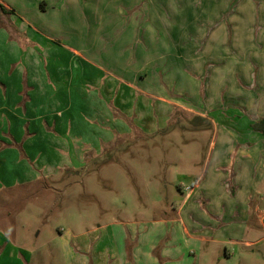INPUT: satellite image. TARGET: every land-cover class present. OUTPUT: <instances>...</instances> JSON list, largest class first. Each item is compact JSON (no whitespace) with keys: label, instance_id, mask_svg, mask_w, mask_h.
Listing matches in <instances>:
<instances>
[{"label":"crops","instance_id":"1","mask_svg":"<svg viewBox=\"0 0 264 264\" xmlns=\"http://www.w3.org/2000/svg\"><path fill=\"white\" fill-rule=\"evenodd\" d=\"M22 11L34 21L38 19L42 30L63 28L54 24L56 11L46 7L43 13L38 12L35 0H0V212L12 203L17 193L27 192L38 184L46 186L47 179L58 172L57 166H61L62 172H73L84 166L87 154H99L118 140H127L133 132L146 138L156 135L164 130L171 115L183 119L196 117L213 129V150L208 157L209 166L200 173L193 187L181 190L186 192L182 194V204L174 215L152 222L162 230L156 239L149 240L146 227L149 222L141 221L145 229L115 232L109 240L121 239L122 245L115 241L110 251L101 247L93 249L92 260L98 264H197L205 244L242 243L245 228L256 222L259 202L264 200V193H260L264 185V135L252 129L253 123L264 119V54H261L264 40L254 38L261 52L253 56L252 65L246 68L248 74H236V67H226L223 73L221 66H226L223 61L227 58L222 54L216 58L206 55L201 61L173 54L168 57L173 59L170 65L175 67L158 65L160 60L156 66L154 61L150 65L148 55L144 54L150 53L148 33L144 35L147 49L136 57L140 66L138 74H51L47 69L42 71V62L34 51L28 48L22 53L21 34L32 38L34 44L39 38L38 27H33L30 20L23 15L22 20L15 19L14 14L20 15ZM208 25L207 28L203 24L189 35L190 48L199 46L195 54L197 50L200 53L229 43L235 47L229 25ZM99 30L104 31L103 25ZM171 31L163 30V38L154 45L182 46L183 40H177ZM39 42L52 50L49 40ZM120 45L128 43L123 41ZM67 48L74 57L86 60L77 49ZM22 55L26 58L25 67L28 66L26 72L20 64ZM115 60L112 56L107 61ZM28 64L33 66L31 72ZM255 69L258 73H254ZM86 95L93 97L89 100ZM134 95L141 96L134 102L136 110H132ZM97 96H107L113 105L120 102V113L125 112L122 114L128 119L108 122L109 109ZM91 110L103 112L99 127L86 120V113ZM240 112L246 114L245 118L240 117ZM219 184L228 185L235 199L241 194V200L231 205L223 204L222 200L212 201L211 191ZM234 220L241 224L228 225ZM244 243L253 245L250 241ZM4 244L11 245L8 233H0V264H4L1 257ZM84 247L81 248L85 252ZM14 255L10 250L7 257L12 260Z\"/></svg>","mask_w":264,"mask_h":264},{"label":"rangeland","instance_id":"2","mask_svg":"<svg viewBox=\"0 0 264 264\" xmlns=\"http://www.w3.org/2000/svg\"><path fill=\"white\" fill-rule=\"evenodd\" d=\"M47 1L49 3L35 0V8L40 13L46 7L54 9V24L63 28L42 30L39 20L34 21L24 11L14 15L16 20H22L24 16L33 27H38V42L34 44V40L24 34L18 42L23 54L28 48L34 51L40 57L42 71L47 69L51 74H138L140 66L136 57L147 49L144 37L147 33L151 41L150 53L144 54L148 55L150 65L154 61L156 66L157 60H160L158 65H170L173 59L168 56L173 54L188 60L199 58L200 61L206 55L216 58L222 54L227 58L223 61L226 66H221L223 73L226 67H236V74H248L246 68L252 65L253 56L261 52L254 38L264 40V0ZM63 11L67 14L61 15ZM72 11L76 13L74 16L70 14ZM235 12L244 15L237 16ZM62 18L67 20L62 21ZM208 23L212 26L229 25L232 37L234 33L235 47L229 43L200 53L197 50L196 55L199 46L190 48L189 35L203 24L208 28ZM102 25L104 31L99 30ZM233 26H236L234 32ZM127 27L130 28L128 32L125 31ZM167 28L177 40H183L182 46L154 45L157 39L163 38V30ZM40 39L49 40L53 44L52 50L44 48ZM123 41L128 45L121 46ZM67 46L80 51L88 62L74 57ZM24 56L20 64L26 72L28 66L23 63L26 61ZM112 56L117 60L108 62ZM170 66L175 67L174 64ZM32 67L29 65L30 72ZM178 67L180 71V63ZM149 70H152L151 66ZM254 71L258 73V70ZM90 97L93 95H86L89 100ZM97 97L109 109L108 122L128 119L122 114L125 112L120 113V102L113 105V100L107 96ZM138 97L141 96L134 95L132 99V110H136L134 102ZM94 111L86 113L88 119H85L90 125L99 127V116L103 112ZM240 113V117L245 118L246 114ZM204 122L196 117L183 119L171 115L164 130L156 135L146 138L133 132L127 140H118L99 154H87L84 166L73 172H62L61 166H57L58 172L47 179L46 186L38 184L27 192L17 193L12 203L0 212V233H8L11 239V245H3L5 251L1 257L4 264H98L92 260L93 249L101 247L110 251L116 239L113 242L109 239L115 236V232L147 227L149 240L156 239L162 230L152 222L174 215L183 202L182 194L186 193L181 190L193 187L200 173L209 166L213 129ZM229 191L228 185L219 184L211 191L214 195L212 201L237 204L242 195L235 199ZM260 193H264V185ZM258 207L259 217L248 225V229L245 228L242 243L205 244L197 264H264V200ZM141 221L149 222L148 226L141 225ZM130 223H134L133 227ZM239 224L235 220L228 223ZM122 241L116 242L122 245ZM246 241L253 245L246 246ZM84 246L85 252L82 250ZM10 250L15 254L12 260L7 257Z\"/></svg>","mask_w":264,"mask_h":264},{"label":"trees","instance_id":"3","mask_svg":"<svg viewBox=\"0 0 264 264\" xmlns=\"http://www.w3.org/2000/svg\"><path fill=\"white\" fill-rule=\"evenodd\" d=\"M1 10L3 12H6V10L3 7H1ZM252 129H253L254 132L261 133V134L264 135V119L260 120V121H258L256 123H253Z\"/></svg>","mask_w":264,"mask_h":264}]
</instances>
